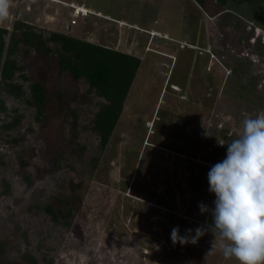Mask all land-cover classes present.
<instances>
[{
	"label": "rangeland",
	"instance_id": "obj_1",
	"mask_svg": "<svg viewBox=\"0 0 264 264\" xmlns=\"http://www.w3.org/2000/svg\"><path fill=\"white\" fill-rule=\"evenodd\" d=\"M195 2L11 0L0 27L27 23L51 52L20 45L11 56L19 95L0 78V264H239L210 251L211 232L182 245L171 231L207 226L198 205L214 197L208 172L243 119L264 111V25L238 17L264 4ZM68 4L102 17L68 28ZM51 33L140 59L104 149L94 122L106 101L60 70ZM33 83L44 90L40 113L27 103ZM15 111L20 123L4 130Z\"/></svg>",
	"mask_w": 264,
	"mask_h": 264
},
{
	"label": "clouds",
	"instance_id": "obj_2",
	"mask_svg": "<svg viewBox=\"0 0 264 264\" xmlns=\"http://www.w3.org/2000/svg\"><path fill=\"white\" fill-rule=\"evenodd\" d=\"M11 0H0V22L10 18ZM225 145V144H221ZM227 145L226 158L208 172L214 207L198 205L202 214L211 216V224L179 234L171 231L174 244H196L211 232L210 251H219L224 259L239 264H264V111L241 122L239 135Z\"/></svg>",
	"mask_w": 264,
	"mask_h": 264
},
{
	"label": "trees",
	"instance_id": "obj_3",
	"mask_svg": "<svg viewBox=\"0 0 264 264\" xmlns=\"http://www.w3.org/2000/svg\"><path fill=\"white\" fill-rule=\"evenodd\" d=\"M194 1L196 4L198 3V7L201 9L205 6V0ZM226 1L222 0L221 3L225 4ZM234 1L240 5L244 3L255 4L254 9H259L261 4H264V0ZM69 7L75 9L74 5H69ZM225 10H221L217 15L225 13ZM89 12L85 17L92 15V12ZM255 22L264 25V8L255 16ZM7 36H9L8 40H6ZM44 41V36L40 31H35L31 25L24 22H15L11 32L0 27V78L5 83L6 91L13 95H19L17 90L20 87L12 84L11 80L17 71H21V67L16 64L11 56L15 55L20 45L43 52H51V48L46 46ZM48 41L59 46L58 64L60 70L70 72L75 80L85 79L90 87L106 101V105L97 112L94 122V129L98 133L100 146L104 149L122 112L126 95L139 68L140 59L131 54L61 33H51ZM29 93L30 97L27 103L33 105L36 111L40 113L44 101L42 86L38 83L30 84ZM5 112L6 106L4 101L0 99V113ZM20 120L21 115L15 111L11 120L2 124L1 127L4 130H10L18 125ZM7 188L6 185L4 193H7ZM214 199L215 195L211 200L210 209L214 207ZM45 211L53 218L57 217L50 206H46ZM205 223L206 225L211 224V216L208 213ZM28 258L34 261L32 257L28 256Z\"/></svg>",
	"mask_w": 264,
	"mask_h": 264
},
{
	"label": "built area",
	"instance_id": "obj_4",
	"mask_svg": "<svg viewBox=\"0 0 264 264\" xmlns=\"http://www.w3.org/2000/svg\"><path fill=\"white\" fill-rule=\"evenodd\" d=\"M86 13H88V11L87 10H85V9H80V8H75L74 9V12H73V14H72V16H73V18L70 20V22H69V24L67 25V27L69 28H71L72 26H74V25H77V18L79 17V16H83V15H85Z\"/></svg>",
	"mask_w": 264,
	"mask_h": 264
},
{
	"label": "crops",
	"instance_id": "obj_5",
	"mask_svg": "<svg viewBox=\"0 0 264 264\" xmlns=\"http://www.w3.org/2000/svg\"><path fill=\"white\" fill-rule=\"evenodd\" d=\"M61 4H62V2H61ZM69 5V4H68ZM78 7H80V6H78ZM251 8V7H250ZM252 8H253V6H252ZM252 10V9H251ZM93 13H92V15H97V16H100V17H102V15L101 14H97V13H95L94 11H92ZM246 15H240V16H238L240 19H244V18H247V22L250 24V25H253V23H254V18L253 17H249L252 13H253V11L250 13H248V11L247 12H244ZM196 48V47H195Z\"/></svg>",
	"mask_w": 264,
	"mask_h": 264
},
{
	"label": "bare ground",
	"instance_id": "obj_6",
	"mask_svg": "<svg viewBox=\"0 0 264 264\" xmlns=\"http://www.w3.org/2000/svg\"><path fill=\"white\" fill-rule=\"evenodd\" d=\"M63 4V3H62ZM75 8H77V7H75ZM80 9H83V8H80ZM86 10V9H85ZM88 13H90L89 11H88ZM88 13H86L83 17H85ZM149 51V50H148Z\"/></svg>",
	"mask_w": 264,
	"mask_h": 264
},
{
	"label": "flooded vegetation",
	"instance_id": "obj_7",
	"mask_svg": "<svg viewBox=\"0 0 264 264\" xmlns=\"http://www.w3.org/2000/svg\"><path fill=\"white\" fill-rule=\"evenodd\" d=\"M189 85H190V83L188 82V83H187V87H188Z\"/></svg>",
	"mask_w": 264,
	"mask_h": 264
}]
</instances>
